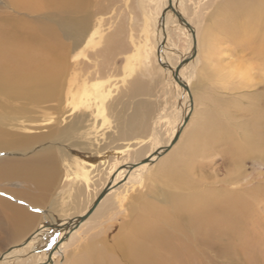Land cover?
<instances>
[{
    "label": "rangeland",
    "instance_id": "rangeland-1",
    "mask_svg": "<svg viewBox=\"0 0 264 264\" xmlns=\"http://www.w3.org/2000/svg\"><path fill=\"white\" fill-rule=\"evenodd\" d=\"M78 2L73 8L71 3L64 7L59 0H0V70L9 57L23 62L32 53L36 63L49 66L51 74L38 83L31 69H26L11 74L5 82L0 80V120L4 124L8 122L3 127L25 134L43 133L47 163L55 166L52 180L46 186L31 183V188L42 189L41 201L33 205L11 193L14 184L9 186V193L0 191V197L10 206L35 213L38 220L35 224L82 215L116 168L141 159L165 143L180 121L182 111L187 112L186 99L169 78L174 69L167 73L153 60L154 25L158 24L155 12L161 9L162 0ZM177 7L181 12L184 8L183 14L195 25L197 33L196 63L188 68L191 109L189 117L184 118L187 122L183 119L177 140L144 170L142 182L124 183L122 179L116 182L114 192L102 197L95 212L65 235L66 244L59 256L64 263L72 259L79 244L104 226L113 213H116L114 224H119L124 219L120 209L128 197L135 191L147 193L149 184H155L159 165L173 161L178 155L187 156V150L192 151L195 176L207 182H219L230 190L259 188L252 191L253 200L261 199L251 214L253 230L242 236L244 243L237 241L225 250L219 264H264V230L257 226L259 220H264V162L245 157L236 163L223 153L233 141H241L246 131H253V113L248 109L251 104L260 106L261 126H264V77L261 76L264 63L254 53L255 47L264 45V37L258 34V39L250 32L264 23V18H254L255 13L264 14V3L183 0ZM45 26L54 28L57 35H46L42 31ZM167 28L162 38L169 39L170 47L163 48L168 51L166 54L175 50L170 58L176 62L178 56L187 55L191 41L176 24ZM19 42L25 47L19 48L16 45ZM109 43L116 46L112 51H108ZM238 68L242 69L241 74ZM138 86L139 90L133 91ZM87 89L92 91L91 100L81 94ZM76 91L81 98L77 104L72 96ZM143 112L146 115L139 116ZM128 118L142 121L146 129L138 127L137 131L127 132ZM143 146L142 153L139 149ZM8 212L0 207L4 219ZM34 227L15 232L12 239H4L0 229V256L9 247L20 244ZM258 237L263 241L258 242ZM33 247L32 244V251ZM28 254L24 253L20 259ZM12 263L10 259L2 264Z\"/></svg>",
    "mask_w": 264,
    "mask_h": 264
},
{
    "label": "bare ground",
    "instance_id": "bare-ground-1",
    "mask_svg": "<svg viewBox=\"0 0 264 264\" xmlns=\"http://www.w3.org/2000/svg\"><path fill=\"white\" fill-rule=\"evenodd\" d=\"M78 1L59 0L64 7L71 3L73 8H75L74 6ZM254 1L264 3V0ZM178 3L182 4L183 0H162L161 9L158 8L159 11L155 12L158 24L157 26L154 25L156 41L153 60L159 62L167 73L171 68L174 69L173 72L177 69L178 81L174 78L173 72L171 76L169 74V78L172 79L174 87L179 89L184 99H186L185 110L187 112L182 111L180 121L171 131L165 143L156 146L151 152L149 151L150 153L147 152L149 154L145 152L147 155H144L141 159L137 158V161L121 164L120 168H116L112 172L102 189L105 197L113 190L115 183L121 179L124 180V183L131 180L138 184L142 182L144 170L153 161L156 162V158L166 151V148L182 126L183 119L189 117L191 108L189 107L188 96H190L191 90L187 91L179 82L186 87L189 86L191 72L188 71V68H193L194 63H196L197 33L195 25L185 16L186 13L183 14L184 8L181 12L177 7ZM78 11L76 12L78 13ZM255 17L261 20V18H264V14L255 13ZM68 24L70 23L68 22ZM172 24H176V27L184 30L191 41L188 50H186L187 52L185 51L187 55L180 52L182 55L178 56L177 53L178 59H176V62H171L170 58L175 50L166 54L168 51L165 49L170 47L169 39L162 38L168 31L167 27ZM258 25L257 30H248L256 37H258V34L264 37V23ZM50 28L45 26L42 31L48 36L57 35L55 29L51 28V30ZM122 44L120 45L123 46ZM16 45L19 48L24 46L20 42ZM163 46H166V48H163ZM263 46L257 47V49L255 47L254 53L256 58L264 63ZM114 47L116 46L111 47L110 44L108 51H112ZM147 52L149 53V51ZM26 59L28 61L16 62L9 57L6 66L3 70H0V80L5 82V80L10 79L11 74H19L18 72L26 69H31V75L38 83L50 77L49 66H44L43 62L36 63L32 53ZM185 59L188 60L182 62ZM261 69V76L264 77V69L262 67ZM241 70L237 69L238 74H241ZM139 88L140 86L135 87V89ZM91 93L92 91L87 89L81 94L87 99ZM77 94V91L72 93L73 98L76 99L74 102L76 104L81 100ZM258 107H260L258 104H251L248 108L253 113V131H246L241 141L235 140L229 145V149L224 148L225 150H223L226 151L223 153H226L232 159L230 160L232 162L237 163L245 157H256L264 162V126H261V110ZM145 115L146 112H143L139 116ZM136 120L138 119L128 118L126 122L127 132L137 131L138 127L146 129L143 127L142 121L139 123ZM7 123L4 124L0 120V191L9 193L11 189L9 186L14 184L13 186L16 185V187L11 193L33 205L35 202L41 201L42 189L40 190L39 187L41 185L46 186L52 180L55 166L47 163V150L46 144L44 145L45 136L43 133L25 134L14 128L11 130L3 127ZM21 126L24 125L21 124ZM149 133L151 132L149 131ZM139 150L140 152L144 151V146ZM185 152L187 156L178 155L173 161L167 160L161 163L155 174V184H149L147 193L135 191L123 204V208L120 209L122 211L119 210L124 219L119 224H114L113 219L116 218V213H113L104 226L98 227L96 233L90 235L84 243L79 244L75 255L65 263L59 257L61 249L66 244L64 237L73 232L75 227L82 221L88 219L87 217L91 213L85 218L82 217L86 215L94 202L91 206L89 205L90 207L88 206L89 208L87 207L88 209L86 208L87 210L82 215L52 223L38 222L35 224L38 221L35 213L28 212V209L24 208H14L10 206L8 201L3 199L4 197H0V207L9 211L6 219L0 215V229L4 239H12L15 232L28 231L35 225L33 231L20 244L13 245L2 253L3 258L0 262L3 263L11 259L13 263L16 261L17 264H219V258L222 257L225 250L235 246L237 241L239 244L244 243L243 240L245 239L242 236L253 230L251 214L256 209V202H260L261 199L256 197L253 200L252 191L259 188L230 190L221 186L219 182H207L203 177L194 174L196 166L192 151L186 150ZM31 183H35L37 186L40 185L33 189ZM257 226L264 230V220H259ZM263 240L260 237L257 238L258 242ZM32 244L35 247V249L33 247V251L31 250ZM26 252L29 253L28 256L20 259Z\"/></svg>",
    "mask_w": 264,
    "mask_h": 264
},
{
    "label": "water",
    "instance_id": "water-1",
    "mask_svg": "<svg viewBox=\"0 0 264 264\" xmlns=\"http://www.w3.org/2000/svg\"><path fill=\"white\" fill-rule=\"evenodd\" d=\"M187 60H188V59H185V60L182 61V62H186ZM173 76H174V78L178 81V78H177V69H176V71L173 72ZM179 83H180V85H182L185 89L188 90V88H187L185 85H183V83H181V82H179ZM185 121H186V119H185ZM177 137H178V133H176V135H175L174 138L172 139L170 145L173 144V143L176 141ZM168 148H169V147H167L166 150H167ZM103 196H104V191H102V192L97 196V198L95 199V201H94L93 205L91 206V208L89 209V211H88V212L86 213V215H85L84 217H82V218L87 217V216L93 211V209L96 207V205L98 204V202L100 201V199H101ZM2 258H3V255L0 256V260H1Z\"/></svg>",
    "mask_w": 264,
    "mask_h": 264
},
{
    "label": "crops",
    "instance_id": "crops-1",
    "mask_svg": "<svg viewBox=\"0 0 264 264\" xmlns=\"http://www.w3.org/2000/svg\"><path fill=\"white\" fill-rule=\"evenodd\" d=\"M139 89H134L133 91H138Z\"/></svg>",
    "mask_w": 264,
    "mask_h": 264
}]
</instances>
